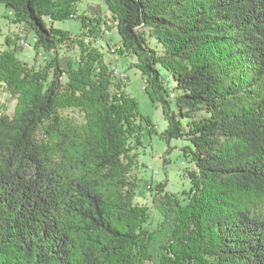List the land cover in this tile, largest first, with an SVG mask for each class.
Returning <instances> with one entry per match:
<instances>
[{
	"label": "trees",
	"instance_id": "1",
	"mask_svg": "<svg viewBox=\"0 0 264 264\" xmlns=\"http://www.w3.org/2000/svg\"><path fill=\"white\" fill-rule=\"evenodd\" d=\"M79 1L0 0L36 49L79 48L51 72L0 53V86L18 94L0 110V264H264V0H101L109 17ZM73 17L81 36L56 26ZM113 26L168 122L167 152L188 141L194 165L188 189L150 186L155 226L131 176L155 129L97 45Z\"/></svg>",
	"mask_w": 264,
	"mask_h": 264
},
{
	"label": "rangeland",
	"instance_id": "2",
	"mask_svg": "<svg viewBox=\"0 0 264 264\" xmlns=\"http://www.w3.org/2000/svg\"><path fill=\"white\" fill-rule=\"evenodd\" d=\"M77 13L92 17L110 16V11L101 0H80ZM56 26L69 30L72 37L81 36V23L75 17L56 22ZM33 36V32L25 24L17 23L9 18V12L0 3V53L3 51L14 52L20 62L36 72L53 71L50 62L56 56L63 68L78 61L79 48L76 45L63 44L59 46L57 52L54 50L45 51L34 47ZM121 43V37L113 26L111 31H106L97 45L101 46L105 52V58L113 70L115 81L124 78L127 84L126 92L136 99L140 113L151 119L155 129L153 133L146 131L143 136V146L133 151L136 158L131 171L132 179L139 185L135 201L150 206L155 226L161 217L152 206L154 192L150 191V186L166 181V190L171 193L188 189L190 187L188 170H193L194 165L187 161L184 162V158L181 156V150L189 143L188 141L173 139L170 142L173 147L172 151L167 152L166 142L158 135L164 131L168 122L161 107L154 104L145 92L142 74L139 69L134 67L135 57L131 54L123 55L117 52ZM17 104L18 94L13 93L6 85L0 86V110L12 115ZM64 113L74 116L78 121L83 120V115L76 109L64 110Z\"/></svg>",
	"mask_w": 264,
	"mask_h": 264
},
{
	"label": "built area",
	"instance_id": "3",
	"mask_svg": "<svg viewBox=\"0 0 264 264\" xmlns=\"http://www.w3.org/2000/svg\"><path fill=\"white\" fill-rule=\"evenodd\" d=\"M23 42H25V40H22Z\"/></svg>",
	"mask_w": 264,
	"mask_h": 264
}]
</instances>
